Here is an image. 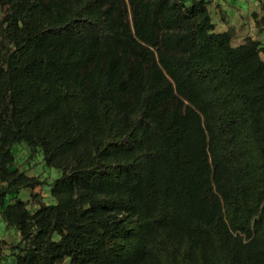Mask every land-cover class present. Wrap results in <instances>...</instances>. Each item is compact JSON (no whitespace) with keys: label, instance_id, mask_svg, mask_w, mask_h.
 <instances>
[{"label":"trees","instance_id":"16d2710c","mask_svg":"<svg viewBox=\"0 0 264 264\" xmlns=\"http://www.w3.org/2000/svg\"><path fill=\"white\" fill-rule=\"evenodd\" d=\"M0 8V203L45 182L18 142L61 171L53 203L5 205L9 264H264V40L207 0Z\"/></svg>","mask_w":264,"mask_h":264},{"label":"rangeland","instance_id":"374dc122","mask_svg":"<svg viewBox=\"0 0 264 264\" xmlns=\"http://www.w3.org/2000/svg\"><path fill=\"white\" fill-rule=\"evenodd\" d=\"M4 26L3 11L0 8V38L2 37L1 32ZM13 152L16 161L12 168H20L30 175H38L45 182L36 185V187L22 188L18 193L10 192L6 196L4 203H0V264H9L14 259L11 252L17 250L15 245L19 243L21 238L18 228L5 218V205L22 199L25 201V208L34 212L40 206V203H53L55 198L51 191L52 185L54 180L61 175V171L58 168L47 165L41 148H38L33 155L31 146L27 142L20 141L14 145ZM69 262L70 258L65 257L56 264H69Z\"/></svg>","mask_w":264,"mask_h":264},{"label":"crops","instance_id":"0c3cea01","mask_svg":"<svg viewBox=\"0 0 264 264\" xmlns=\"http://www.w3.org/2000/svg\"><path fill=\"white\" fill-rule=\"evenodd\" d=\"M216 31L231 33L234 46L264 40L263 0H207ZM264 59V53H262Z\"/></svg>","mask_w":264,"mask_h":264}]
</instances>
